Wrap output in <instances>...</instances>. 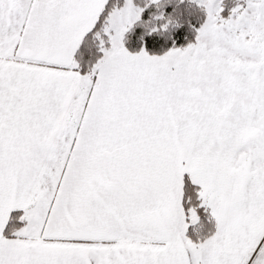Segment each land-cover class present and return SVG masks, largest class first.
Here are the masks:
<instances>
[{
    "label": "snow or ice",
    "instance_id": "6c2138e0",
    "mask_svg": "<svg viewBox=\"0 0 264 264\" xmlns=\"http://www.w3.org/2000/svg\"><path fill=\"white\" fill-rule=\"evenodd\" d=\"M0 264H264V0H0Z\"/></svg>",
    "mask_w": 264,
    "mask_h": 264
}]
</instances>
